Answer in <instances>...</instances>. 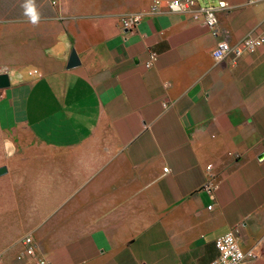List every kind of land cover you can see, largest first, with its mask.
I'll list each match as a JSON object with an SVG mask.
<instances>
[{
  "label": "crops",
  "instance_id": "crops-1",
  "mask_svg": "<svg viewBox=\"0 0 264 264\" xmlns=\"http://www.w3.org/2000/svg\"><path fill=\"white\" fill-rule=\"evenodd\" d=\"M226 1L214 36L155 0H0V264L36 263L28 235L54 264H212L232 228L264 264V45L212 55L264 1Z\"/></svg>",
  "mask_w": 264,
  "mask_h": 264
},
{
  "label": "built area",
  "instance_id": "built-area-1",
  "mask_svg": "<svg viewBox=\"0 0 264 264\" xmlns=\"http://www.w3.org/2000/svg\"><path fill=\"white\" fill-rule=\"evenodd\" d=\"M264 0H247L252 5L263 2ZM229 8L226 0H209L205 5L200 4L198 0H155L151 9L152 13H159L166 10L169 13L182 14L194 20H204L214 36L219 35V17ZM142 13H131L121 17V26L126 31H133L142 20ZM264 45V32L258 36L252 33L247 35L241 42L231 45L226 40H220L217 43L212 55L217 61L230 60L232 64H237L246 53H255ZM157 59V55L153 54L147 66L151 67ZM31 75L38 76V71L31 72ZM169 169L165 168L164 173H168ZM205 191L210 199L215 200L216 187L208 184ZM212 209V205L209 206ZM219 255L212 264H249L251 260L258 258L259 251L256 248L244 250L240 244L238 230L232 228L229 232L220 236L215 241ZM25 246L24 254L19 259L29 256L36 260L35 264H54L51 261L39 257L37 252V244L33 236L28 235L23 239Z\"/></svg>",
  "mask_w": 264,
  "mask_h": 264
},
{
  "label": "water",
  "instance_id": "water-1",
  "mask_svg": "<svg viewBox=\"0 0 264 264\" xmlns=\"http://www.w3.org/2000/svg\"><path fill=\"white\" fill-rule=\"evenodd\" d=\"M80 65L79 57L75 50L72 51L71 58L69 60L68 68H74ZM10 86V80L8 75H0V88H7ZM7 172L6 168L0 169V175Z\"/></svg>",
  "mask_w": 264,
  "mask_h": 264
},
{
  "label": "clouds",
  "instance_id": "clouds-1",
  "mask_svg": "<svg viewBox=\"0 0 264 264\" xmlns=\"http://www.w3.org/2000/svg\"><path fill=\"white\" fill-rule=\"evenodd\" d=\"M25 7L26 14L31 18L32 22L35 23L38 19V16L32 0H28V3L25 5Z\"/></svg>",
  "mask_w": 264,
  "mask_h": 264
},
{
  "label": "rangeland",
  "instance_id": "rangeland-1",
  "mask_svg": "<svg viewBox=\"0 0 264 264\" xmlns=\"http://www.w3.org/2000/svg\"><path fill=\"white\" fill-rule=\"evenodd\" d=\"M200 1H201V4L205 5V0H200ZM258 245H259L260 252L264 251V242L261 241Z\"/></svg>",
  "mask_w": 264,
  "mask_h": 264
}]
</instances>
